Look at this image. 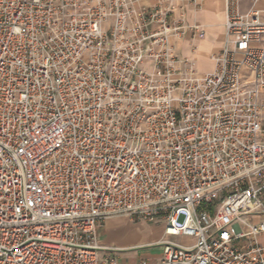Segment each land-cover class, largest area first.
Returning a JSON list of instances; mask_svg holds the SVG:
<instances>
[{"label": "built area", "instance_id": "2783aa9c", "mask_svg": "<svg viewBox=\"0 0 264 264\" xmlns=\"http://www.w3.org/2000/svg\"><path fill=\"white\" fill-rule=\"evenodd\" d=\"M151 1L0 0V264H126L119 217L163 224L137 264H264V0H223L208 74Z\"/></svg>", "mask_w": 264, "mask_h": 264}, {"label": "crops", "instance_id": "0c3cea01", "mask_svg": "<svg viewBox=\"0 0 264 264\" xmlns=\"http://www.w3.org/2000/svg\"><path fill=\"white\" fill-rule=\"evenodd\" d=\"M173 1L177 6L184 8L183 17L188 25H199L204 31V36L201 38L188 31L182 38L174 40L177 53L182 57L193 59L198 73H211L215 68L213 56L220 51L224 39V21L227 13L225 2L223 0ZM145 2L153 3L151 0H145ZM250 5L249 1H243L241 10L245 12ZM255 6L261 10V15L264 17V2H258ZM178 17L179 12L176 11L175 19ZM193 46L196 47V52H192ZM143 224L146 225L144 231L139 228ZM97 236L101 244L118 248L116 255L121 262L126 264H137L142 260L153 262L162 257L164 253V247L156 244L164 238L163 224H148L144 221L136 223L125 217L112 218L98 226ZM261 240H264V236ZM139 249L157 252L151 255V259L137 261L134 256L138 254ZM122 252L125 258L121 260L119 254Z\"/></svg>", "mask_w": 264, "mask_h": 264}, {"label": "rangeland", "instance_id": "374dc122", "mask_svg": "<svg viewBox=\"0 0 264 264\" xmlns=\"http://www.w3.org/2000/svg\"><path fill=\"white\" fill-rule=\"evenodd\" d=\"M133 222H140V221H137V220H132ZM148 224H153V223H148ZM140 228V230H142V231H144L145 230V228H146V225L145 224H143L141 227H139ZM138 228V229H139ZM137 230V229H136ZM175 241H177V242H179V243H182V244H186L189 240L188 239H186V238H181V237H179V238H173ZM122 251V250H121ZM157 251H154V252H151V251H149V250H147V249H139L138 250V254H136V256H134L135 257V259L137 260V261H140L141 259H151V255H154L155 253H156ZM119 257H120V259L122 260V259H124L125 258V254H124V252H122V253H120L119 254Z\"/></svg>", "mask_w": 264, "mask_h": 264}]
</instances>
